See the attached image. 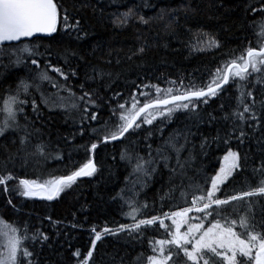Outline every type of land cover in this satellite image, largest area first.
<instances>
[{
	"label": "trees",
	"instance_id": "trees-1",
	"mask_svg": "<svg viewBox=\"0 0 264 264\" xmlns=\"http://www.w3.org/2000/svg\"><path fill=\"white\" fill-rule=\"evenodd\" d=\"M56 2L62 5L61 21L63 9H67L70 16L80 20L83 31L79 35L83 39H75V32L66 34L63 23H59L58 31L51 36L24 43L39 46L38 51L44 57L37 56L36 59L42 69L45 64L50 63L52 67H59L68 73L67 85L77 96L82 95L80 85L83 83L86 90L95 89V95L104 99L98 101L101 104L96 110L98 121L89 119L82 123V104L79 111H66L59 107L50 110L40 101L41 93L34 88L30 89L31 96L25 97L21 94V98L28 102L24 105V112L19 114V123L24 125L31 122L39 132L34 133L30 138L31 143L24 150H21L20 144L22 131L17 133L9 130L0 136V175L11 174L14 177L6 186L0 185V227L9 229L11 225H17L21 236L25 235L24 229L27 227L26 234L29 239L25 241V246L34 253L30 259L35 264H82L89 250L93 251V255L88 258V264H148L147 257L156 256L159 249L155 241L171 239L166 230L159 226V221L152 226H142L140 232L131 235L127 230L118 231L116 234H103L94 250L91 244L94 239L93 228L103 232L105 227L115 231L121 224L131 225L134 222L129 216L132 209L125 203L126 200H131L137 207L147 205L142 212L136 214L137 220L150 219L152 216L164 219V213L191 207L192 196L189 195L185 203L178 190L173 199L161 201L160 197L169 188L168 173L162 168V174L158 173L147 180L145 187L141 188L137 184L134 192L139 195H134L125 185V177L131 168L121 161L122 150H135L140 155H146L147 143L155 148L163 143L169 133L190 128L196 133L192 142L197 146V159L193 169L189 170V176L197 186L210 188L211 177L220 170L229 148L239 152L242 157V169L234 178H230L227 186H221V192H217V196L224 198L225 195L259 186L262 177L254 174L253 169L258 168L260 161L264 159V129L252 133L248 128L246 131L250 138L243 144L236 139L225 144L223 137L228 126L224 122L209 123V114L221 117L236 107L235 97L239 95L236 84L240 83L238 77H230L229 85L224 87L226 91L209 99L208 104L194 101L198 106L196 111L190 112L182 108L175 111L170 122H165L163 137L158 131L159 127H164L159 119L153 125H142L144 130H137L132 135L126 134V139L107 143L104 142L103 131L94 134L93 129H103L104 122L108 121L109 128L114 130L113 125L120 122L121 110L118 104H125L126 114L132 110L136 101H139L137 107H142L149 100L154 101L158 95L155 88H145V84L157 85L161 89L172 87L173 94L182 95L187 88L182 87L181 82L184 86L195 84L197 88L206 87L217 77L218 69L219 75H222L232 61L242 64L243 61L239 58L246 57L249 47L257 50L264 46V35H261L264 29V13H253L248 8L250 3L259 8L261 5L258 0ZM125 13H130L126 17V23L123 22ZM75 19L70 22L75 23ZM209 38L214 39L219 46H210L207 42ZM140 48L144 49L143 53H139ZM66 52L75 53V56H69L68 63L62 58ZM26 63L28 67L16 66L10 63L8 57H0V108L3 99L16 91L22 79L33 82L36 68L31 65L30 59ZM72 71L77 75L71 76ZM97 71L106 75L102 79L86 80L87 76H95ZM251 71L249 68V72ZM49 74L61 84L64 83L50 69ZM258 75L261 74L252 73L249 77L252 83L248 84V90L254 91L257 101L264 100V83L255 84L253 87ZM173 81L176 83L172 84ZM35 82L40 83L38 80ZM41 87L46 94L55 91L47 82ZM160 96L171 98L164 93ZM33 99L37 102V112L32 109ZM222 104L225 105L223 111ZM192 106L190 103L189 107ZM173 107L175 105L168 106ZM112 109H117L115 116ZM92 110L89 106V111ZM3 118L4 113L0 111V119ZM148 130L154 135L146 143L144 138ZM217 132L222 139L212 142ZM205 137L209 139V147L201 153L199 144ZM41 142L47 146L45 155L26 156L27 153H35L34 145ZM93 143L98 146L91 150ZM183 155L187 156V152ZM245 156L246 160L243 159ZM89 160L93 161L97 171L92 176L65 187L55 199L22 195L23 188L19 185L21 179L46 184L71 175ZM121 195L124 199L120 198ZM249 203L252 204L249 215L254 216L256 222L264 221V196L247 198L236 203L235 207L243 214L248 211ZM231 213L232 209H229L226 214ZM202 215L195 211L188 213L189 218ZM234 218L238 220L239 216ZM198 222L199 219L191 220V223ZM164 223L174 231L170 219H164ZM208 226L210 225L205 222V227ZM37 229L49 236V240L43 245L31 239ZM234 230L242 231L239 227ZM153 246L156 247V252L152 251ZM188 247L191 248L190 245ZM169 248L175 251L174 246L168 245L165 255ZM77 251L80 253L78 257L74 255ZM214 259L217 264H222L220 258ZM170 264L191 262L180 253L179 258H174Z\"/></svg>",
	"mask_w": 264,
	"mask_h": 264
},
{
	"label": "snow or ice",
	"instance_id": "snow-or-ice-1",
	"mask_svg": "<svg viewBox=\"0 0 264 264\" xmlns=\"http://www.w3.org/2000/svg\"><path fill=\"white\" fill-rule=\"evenodd\" d=\"M258 2L261 5L259 8L251 3L248 8L253 13L257 11L264 13V0H258ZM61 9L62 5L56 0H0V57L6 56L10 63L25 67H28L26 61L30 59L31 65L36 68L33 82L29 83L22 79L17 85L16 91L3 99L2 108H0V111L4 113V118L0 119V136H3L9 130L17 133L22 131L23 135H20L21 150H24L31 143L30 138L34 133L39 132V129H36L31 122H26L24 125L19 123V114L24 112V105L28 102L26 99L21 98V94L25 97L31 96L30 89L34 88L35 91L41 93L40 101L46 107H49L50 110L59 107L66 111L71 109L79 111L82 104V123L89 119L90 121H98L99 119L96 110L101 107V104L98 101L104 98L96 96L95 89L86 90V85L83 83L80 85L82 95L77 96L67 85L69 74L59 67H52L50 63L45 64L42 69L36 59L37 56L44 57V54L38 51L39 46L35 44L30 46V43L23 42L25 39L30 41V38L39 39L38 34L51 36L58 31L59 23H63L66 34L75 32V39H83L79 35L83 31L80 20L70 16L67 9H63V19L61 21ZM123 15L125 17L123 22L126 23V17L130 13ZM73 19H75V23L70 22ZM141 20L146 23L143 18ZM261 35H264V29H262ZM207 42L210 46H219L212 38H209ZM143 51V48L139 49V53H143ZM70 55L75 56V53L66 52L62 57L65 63H68ZM239 59L243 61L242 64L232 61L231 64L227 65V72L222 75H219L220 70L218 69L217 77L206 87L197 88L195 84L184 86L181 82V86L187 88L182 95L173 94L172 87L161 89L157 85L145 84L143 86L145 88H155L158 95L154 101L149 100L142 107H137L139 101H136V103H133L132 110L126 114L125 104H118V108L121 110L120 122L113 125L114 130L110 129L108 126L109 122L105 121L103 129H93V133L96 134L103 131L105 143L126 139V134L132 135L137 130H144L142 125H153V122L159 119L160 123L164 125V127L158 128L163 137L166 127L165 122H170L175 111L181 108L190 112L196 111L198 106L194 101H202L205 105L208 104L209 99L216 98L226 91L224 85H229L230 77H238L240 83L236 84L237 92L239 93L235 97L236 107L232 108L230 112H225L221 117L209 114V123L224 122L228 126L223 137L225 144H230L232 139H236L240 144H243L246 139L250 138L246 129L250 128L252 133L264 129V100L257 101L254 91L248 90V84L252 83L249 80L252 73L261 74L256 77L253 87H255V84L264 83V67H261L264 66V47H261L258 51L249 47L246 57L241 56ZM249 68H251V72H249ZM49 69L61 77L64 83L61 84L54 79L49 74ZM29 70L31 71V69ZM75 75L77 73L72 71L71 76ZM105 75V73L97 71L95 76H87L86 80L102 79ZM37 80L40 83H36L35 81ZM44 82H47L55 91L46 94L41 87ZM171 83L175 84L176 82L173 81ZM61 93H67V95H61ZM161 93H164L165 96L170 95L171 98H162L160 96ZM116 95H119V93ZM141 95L147 96L148 94L141 93ZM179 101H188L189 103H176ZM190 103L193 105L191 108L189 107ZM169 104H174L175 107L168 108ZM89 106L93 109L92 111H89ZM224 107L225 105L222 104V111ZM32 109L33 112L38 111L35 99L32 100ZM111 111L115 116L117 109H112ZM141 116H143L142 120L140 119ZM25 120L27 121V117H25ZM30 129L32 130L30 131ZM153 135L154 133L148 130L144 138L145 142L147 143ZM195 135L196 133L190 128L184 131L176 130L175 133H169L163 139V143L158 144L155 148H153L151 143H147L146 155H140L139 152L128 149L122 150L120 154L121 161L131 168L128 176L125 177V185L128 191L134 192L137 184L141 188L145 187L147 180H150L158 173L162 174V168L168 173L167 183L169 188L160 197L161 201L173 199L174 193L178 190L185 203H187V197L189 195L192 196L191 207H184L180 211L163 214L164 219L172 221L174 231L168 228L164 223V219L158 216L137 220L136 214L142 212V209L146 208L147 205L144 204L137 207L131 200H126L125 203H128L132 209L129 216L134 222L131 225L121 224L119 229L115 231L105 227L103 232H99L93 228L94 239L91 241L93 250L103 234H116L118 231L127 230L129 235H131L132 233L140 232L142 226H152L159 221V226L166 230L171 239L155 241V245H159L160 258L148 256V264H170V262L174 261V258H179L180 253H183V256L191 264H200V261H203V264H217L214 259L216 257L220 258L222 264H244L242 258H247L248 264H264V221L256 222L254 216L249 215L252 208L251 203H249L248 211L243 214H240L239 209L235 207L236 203L245 201L247 198L264 196V159L260 161L258 168L253 169L254 174H259L262 177L258 187L220 198L217 196V192L222 191L221 186H227L230 178H234L235 174L242 169V157L239 152L232 151L229 148L223 158L224 165L211 177L210 188L199 187L195 184L193 178L189 176V170L193 169L194 162L197 159V146L192 142V137ZM221 139L219 132H217V136L213 138L212 142H217ZM97 146L96 143L91 144V150L96 149ZM46 147L42 142L38 143L34 145L35 153H27L26 156L34 154L43 156L45 155ZM208 147L209 139L205 137L199 144V150L203 153ZM185 152H187V156L183 155ZM243 159L246 160L247 157L245 156ZM96 171V166L89 160L71 175L62 177L54 183L44 185L34 180L21 179L19 185L23 188L22 195L24 196L42 193V199L53 200L64 191L65 187H70L77 178L90 177ZM13 178L11 174L0 175V185L6 186ZM7 190V187H5V191ZM123 192L124 189L121 190V193ZM134 195L138 196L139 193L134 192ZM120 198L124 199V196L121 195ZM229 209H232V213L226 214L229 213ZM193 211L203 215L189 218L188 213ZM237 215L239 216L238 220L234 218ZM209 217L212 219L209 220ZM192 219H199L200 222L191 223ZM205 222L210 226L205 227ZM185 224L188 225L187 231L181 232V227ZM236 227H239L242 231L234 230ZM27 231L28 229L25 227V235L21 236L19 226H10L7 230L6 242H3V247L6 250L0 252V264H25V262L26 264H35L34 260L30 259L34 256V253L25 246V241L29 239L26 234ZM5 235L6 230L0 227V237ZM31 239L33 242L38 241L43 245L49 240V236L37 229ZM168 245L174 246L175 251L169 248L167 250L168 254L165 255L166 246ZM189 245L191 246L190 249ZM152 251H157L155 246L152 247ZM74 255L78 257L80 255L79 251L74 253ZM92 255L93 251L89 250L87 258L82 264H88V258H91Z\"/></svg>",
	"mask_w": 264,
	"mask_h": 264
},
{
	"label": "rangeland",
	"instance_id": "rangeland-1",
	"mask_svg": "<svg viewBox=\"0 0 264 264\" xmlns=\"http://www.w3.org/2000/svg\"><path fill=\"white\" fill-rule=\"evenodd\" d=\"M224 159H223V161H222V164H221V167L224 165ZM55 181H57V180H53V181H50V182H47L46 184H44V185H48V184H51V183H54ZM42 195V193L41 194H38V195H32V196H29V197H40ZM187 224H185L184 226H182L181 227V232H185V231H187V227H185ZM183 227H185V229L183 228ZM173 228H174V225H173ZM6 230V235L4 236V237H0V252H4L6 249L3 247V242H6V237H7V230L8 229H5ZM254 254V253H253ZM157 258H160L159 257V249H158V251H157ZM244 261H245V264H248V260H247V258H242Z\"/></svg>",
	"mask_w": 264,
	"mask_h": 264
},
{
	"label": "water",
	"instance_id": "water-1",
	"mask_svg": "<svg viewBox=\"0 0 264 264\" xmlns=\"http://www.w3.org/2000/svg\"><path fill=\"white\" fill-rule=\"evenodd\" d=\"M39 35V38H47V37H49V36H43L42 34H38ZM33 39H36V38H30V41L31 40H33ZM23 42H29V39H25ZM264 47V46H263ZM259 49H257V51H258ZM234 70V69H233ZM225 72H227V69H226V71ZM226 85H224V87H225ZM170 99V98H169ZM188 101H179V102H176V103H187ZM172 105H174V104H169L168 106H172ZM167 106V107H168ZM142 117V116H141ZM116 141H118V140H116ZM92 161V160H91ZM93 162V161H92ZM82 178H85V177H79V178H77V180H79V179H82ZM76 180V181H77ZM41 198V197H40Z\"/></svg>",
	"mask_w": 264,
	"mask_h": 264
}]
</instances>
